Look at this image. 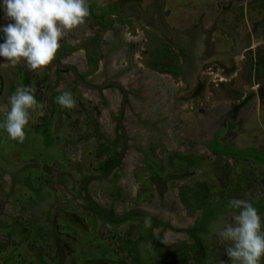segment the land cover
<instances>
[{"label": "flooded vegetation", "instance_id": "flooded-vegetation-1", "mask_svg": "<svg viewBox=\"0 0 264 264\" xmlns=\"http://www.w3.org/2000/svg\"><path fill=\"white\" fill-rule=\"evenodd\" d=\"M167 2L168 0H89L90 16L86 24L72 30L61 40V47L56 57L61 64L73 65L76 72L93 86L83 85L72 70L57 66L54 60L51 65L39 72L40 75L29 70L24 64L6 68L10 87L0 105L10 107L8 97L21 85L33 89L36 94L41 95V98H43L42 94L46 93L47 99L44 96L43 101L47 103L49 113L58 115L59 109L72 112V116L67 117H70L72 123L76 119V136L81 142L79 145L81 150L82 147L90 146V140L93 142L97 140V143L92 145L95 149L92 148L88 162L83 158L68 161L65 154L61 155L62 161L71 166L73 174L68 181L65 180L63 198L58 200L56 198L53 202L46 190L43 159H40L41 163L20 165L16 172L21 171L24 174L19 176L17 173V177H13L12 169H8L0 162V174H7L10 177V186L6 192L4 189L0 190V198L3 201L0 212V247L6 246L10 238H16L21 234L22 239L27 240L28 248L35 251L37 260L21 259L18 255L20 252L17 248L14 250L13 246L6 257L0 256V264L9 262L10 264H157L156 257L161 254L165 244L170 242L168 240L175 241L178 237L176 234H184V239L187 240L190 264H206L207 247L203 235L207 232L209 222L217 213L234 209L229 207V202L224 198H219L209 200L200 210L190 216H184L175 199L165 195L169 191L167 180L178 174L163 170L153 147L147 152L143 150V143L151 145L152 141H149V138L159 131L158 117L161 116V111L155 101H151L146 107L138 104L137 101L143 100L148 86H153L156 91H166L161 81L147 78L150 73L154 74L153 71L171 77L174 74L173 67L176 65L178 77L190 87L201 76L202 65L209 59L224 60L247 49L251 44L250 33L246 31L238 35L235 27H227L221 21L222 15L218 16L216 23L231 33L233 43L227 50L208 58L202 54L203 40L209 32L207 23L203 25L201 21L202 15H199V21L187 17L188 19L181 23L172 21V24L168 19L170 10ZM130 18L140 20V29H137L138 26L135 27L136 36L139 38L137 45L138 43L145 45L148 42L145 31L153 29L157 33V44L166 42L178 58L176 64L174 59L170 60L168 66L172 63L171 69L166 71H160L150 65L141 69L140 62L139 71L146 75L144 81L148 83L145 85L140 76L134 80L132 78V81L130 80L126 85L119 79V76L129 70L134 62L132 55L134 42L131 39L128 42L126 39L132 23V20H128ZM9 22L4 15L0 0V27ZM98 33L100 50L93 53L89 46L73 47L76 43L94 40ZM0 43H3L2 32H0ZM247 44L249 45L246 46ZM87 49L89 54L90 50L92 52L93 63H90ZM142 49H145V46ZM121 58H124L127 61L125 64L130 66L125 67ZM0 63H4L2 58ZM30 74L31 78L36 74L39 76L30 82ZM49 81H53L54 85L51 86ZM111 81H117L125 88V97L122 89ZM2 85L0 77V92ZM75 90L87 98L84 103L81 98L75 96L76 111L63 109L56 103V97L62 92ZM185 90L189 91L188 88ZM74 93L72 95H75ZM184 94L182 90L177 97ZM243 105L244 103L241 102L229 108L226 113L219 111L216 116L218 120L215 121L218 124L215 126L217 125L218 128L214 129L215 122H212L211 130L207 128L201 132L199 129L198 133L193 135L196 143L202 142L201 144L210 149L214 155L237 156L228 152L220 153L212 145L217 143L233 146L219 138V127L227 124L229 117L236 119L239 111L243 110ZM168 114L170 120L171 108ZM83 122L87 123V129L82 128ZM171 122L170 128L174 125V121ZM146 127L151 131L147 132V136L143 135L142 131V128ZM45 135L43 132L42 144L48 146L51 143H47L49 138ZM181 138L184 141L190 140L187 135H182ZM155 140L156 142L161 140L160 135L156 134ZM132 148L135 152L141 153L138 157L146 172V178L152 183L151 194L143 200L141 196L144 191L132 175L134 162L139 160L137 154H135L136 160L130 156ZM121 151L120 160L108 174L90 177L107 172ZM51 160L54 161L55 172H58L57 178L61 179L57 159ZM16 181L21 185L20 188H15ZM84 182H86L87 194L84 190ZM40 189L43 192L38 194ZM110 190H115V195L111 196ZM91 199L102 210L94 206ZM263 201L253 206L258 210ZM36 211L37 213L39 211V216H35ZM23 212L28 216L25 217ZM57 214L58 216L62 214L66 219H58ZM38 218L47 224L45 226L38 224ZM24 220V229L20 231L17 226ZM146 220L151 221V227L146 226ZM31 234L37 235V239L30 240ZM91 234L97 238L94 240L88 238ZM15 252L17 257L13 256ZM67 256H71L68 262ZM170 264L174 263L170 262Z\"/></svg>", "mask_w": 264, "mask_h": 264}, {"label": "rangeland", "instance_id": "rangeland-1", "mask_svg": "<svg viewBox=\"0 0 264 264\" xmlns=\"http://www.w3.org/2000/svg\"><path fill=\"white\" fill-rule=\"evenodd\" d=\"M167 7L170 10L168 19L172 24L173 22L181 23L188 18L199 21V15H202L201 21L203 25L207 23L209 31L203 40L202 54L208 58L227 50L233 43L231 33L216 23V19L220 15H222L221 21L227 27H235L238 35L248 31L251 44L247 49L231 58L209 59L206 64L202 65L201 76L190 87L178 77L176 65L173 67L174 74L171 77L164 73L161 74V83L162 86H165L166 91H156L153 86H148L147 92H144L143 100L137 102L145 107L149 106L151 101L157 102L163 117H158L159 131L154 134L155 136L149 138L152 144L145 145L143 143V150L147 152L150 147H153V150L158 154L163 170L178 174L167 180L168 194L175 199L184 216H190L200 210L209 200L219 198H224L227 202L232 199H243L256 206L264 200V163L255 161L249 156L214 155L210 149L201 144L202 142L196 143L193 135L198 133L199 129L201 132L207 128L211 130L212 122L218 120L216 116L219 111L226 113L229 108L243 102V110L239 111L238 117L236 119L229 117L227 124H222L219 127V138L239 148L253 146L264 151V0H168ZM128 20H132V23L129 21L132 25L129 23L131 28L126 39L128 42L131 39L135 47L132 54L135 72L128 79L133 78L132 80H134L140 76L145 85L148 83L144 81L145 74L139 71V65H137L139 62L142 64L141 69L150 65L160 71H166L171 69L172 63L171 66H168L170 60L174 59L176 64L178 58L166 42L157 44V33L153 29L145 31L148 42L145 45L143 43L137 45L139 38L136 36L135 27L138 26L137 29H140V20L133 18ZM127 41L126 43H128ZM80 45L89 46L93 53L100 50V34L98 33L94 40H85L76 43L73 47ZM143 45L145 49H142ZM91 50L90 54L88 50V58L90 63H93ZM147 78L157 79L156 75L152 73ZM69 83L71 84V82ZM186 88L189 91H186ZM182 90L185 94L177 97ZM74 92H71L75 94L72 95L74 99L76 96L81 98L84 103L87 101V98L81 96L77 90ZM44 94H42L43 98L40 99V102L45 105L48 113V105L43 102L44 96L47 99L48 94ZM170 108L172 117L169 120ZM76 109L75 107L71 110L76 111ZM62 113L55 116L54 121H58V118L60 125L69 126L72 134H75L77 131L75 129L76 119L72 123L67 119L68 117H65L69 113L68 115L65 112ZM63 115H65L64 118H62ZM4 120L5 113L0 111V124ZM171 121H174V125L170 128ZM216 122L213 125L214 129L218 128ZM215 124L217 125L215 126ZM33 131L30 124L27 125L25 127L26 138L23 143H19L13 141L0 127V162L5 167L10 168L16 163L25 165L33 162L31 160L42 159L40 154H42L41 147L43 146ZM142 131L145 136H147V132H151L147 127L142 128ZM156 134L161 137L158 142L155 140ZM182 135L189 136L190 140L184 141L181 138ZM95 142L97 143V140ZM95 142L90 140V144L93 146L96 145ZM54 148L56 152L58 151V156L62 149L64 151V148L59 146ZM130 150V156L135 160L139 154L141 155L133 148ZM48 152L49 155L52 154L50 150ZM88 158L89 156L84 159ZM63 168L67 169L65 165ZM132 175L140 183L141 190L144 191L141 199H146L151 194L152 183L146 178L140 158L134 162ZM3 181L2 174H0V190ZM235 212V210L219 212L209 222L207 232L203 235L207 247L206 264H232L226 254L230 242L224 241L219 233L228 224L234 223ZM258 213L261 215L262 231H264V201L259 207ZM173 220L177 222L174 217ZM168 233L167 231L166 234L168 235ZM176 235L178 237L175 241L168 240L170 242L165 244L161 254L156 257L157 264H170V262L190 264L187 240L184 239V234ZM260 264H264V257L261 258Z\"/></svg>", "mask_w": 264, "mask_h": 264}, {"label": "clouds", "instance_id": "clouds-1", "mask_svg": "<svg viewBox=\"0 0 264 264\" xmlns=\"http://www.w3.org/2000/svg\"><path fill=\"white\" fill-rule=\"evenodd\" d=\"M6 19L10 22L0 27L3 43H0V69L24 64L33 72H42L52 64L63 40L79 26L86 24L90 16L89 0H2ZM63 109H73L76 101L69 91L56 97ZM8 105H0L5 112L2 127L8 136L19 143L26 138L25 127L32 120V113L44 109L37 101L33 89L21 85L8 97ZM41 114H43L41 112ZM229 207L237 210L234 223L219 233L230 242L226 254L232 264H260L264 257V231L262 218L252 203L232 199ZM151 227V221L146 220Z\"/></svg>", "mask_w": 264, "mask_h": 264}, {"label": "crops", "instance_id": "crops-1", "mask_svg": "<svg viewBox=\"0 0 264 264\" xmlns=\"http://www.w3.org/2000/svg\"><path fill=\"white\" fill-rule=\"evenodd\" d=\"M121 60L123 62V65H125V67H129L130 66V65L125 64L127 61L124 60V58H121ZM139 63L137 65H139ZM131 65H132V67L129 70H126L124 73H122L119 76L120 81L123 82L125 85L130 80L128 78L133 75V72H135L133 64H131ZM153 73L156 75V77H157V79L159 81H162L160 79L162 73L155 72V71H153ZM39 75H40V73H39ZM39 75L36 74L33 78H35V77H37ZM33 78H31V74H30V77H29L30 82H31V80ZM29 79H27V80H29ZM53 83L54 82L51 81L50 85L53 86L54 85ZM60 88H61V86H60ZM34 95H35V98L37 99V101L40 102V99H42L41 95H38L35 92H34ZM61 110L62 109H59V113L60 114L62 112H65V111H61ZM2 112L5 113L4 111H2ZM41 112L43 114H41ZM65 113L67 115L69 113L68 116H72V112H65ZM55 116H57L56 113L52 114V113H49V111L47 113V109H46V107H44V109H42V110L38 109L37 111L33 112L32 113V120L29 122L30 127H32L33 130H34L33 134L36 135V137L39 139V143L43 146V147H41V149H43V150H41L42 154H40L41 155L40 158H42L43 161L45 162V164H44V169L45 170H44V174L43 175H44V179L46 180V183H47L46 190H47V193L50 196V200L52 202L56 198H57V200L60 199V198H63V195H64L63 185L65 184V180L68 181L71 178V175L73 174L71 166L67 165L66 163H64L62 161L61 155L65 154V158L68 159V161H71V160H74V159H78V158H83L84 159L87 156H89V158L87 160H85V162H88L89 159L91 158V155H92V148H91L92 145L90 144V146L88 148L86 146L82 147V150H84V151H82L80 149V147H79L81 142L78 141L76 133L72 134L71 129H70L69 126L60 125V120L58 118H57L58 121H54ZM64 116L65 115H63L62 118H64ZM65 117H67V116H65ZM67 119L70 120V117H68ZM64 123H65V121H64ZM83 125H82V128H84V129L88 128V125H87L86 122H83ZM43 132H45V134H46L45 136L47 138H49L48 142L51 143L48 146H45V145L42 144V139H43L42 134H43ZM56 146L64 148V151H63V149L61 150L60 156H58L59 155V154H57L58 151L56 152V150L54 148ZM48 150H50L52 152V154L50 153L51 155L48 154L49 153ZM85 154H86V157H85ZM51 159H57V163L60 165V176H61V179L57 178L56 174L58 172H55L56 168H55L54 163H53L54 161H52ZM31 161H33V162H30V163H40L39 159L38 160L37 159L36 160H31ZM63 165H65L67 167V169H64ZM19 166H20V164L16 163L10 168L7 167L8 169H12L13 177H17V173H18L19 176H22V174H24L21 171L20 172H16V170L18 169ZM2 177H3V180H4L3 184H2V189H4L5 192H6V190L10 186V177L7 176V174L6 175L5 174L2 175ZM14 185H15L16 189L21 187V185L19 184L18 181L14 182ZM92 187H94V186H92ZM41 192H43L41 189H40V191L38 190V194L39 193L41 194ZM168 192H166L165 195H169ZM110 195L111 196L115 195V190H110ZM39 211H38V213L36 211L35 216H39L40 215ZM23 213H24V215L26 217L27 214L25 212H23ZM57 216H58V214H57ZM58 219L65 220L66 218H65V216H62V214H60V216H58ZM37 221H38V224H42L43 226H45L47 224V222H42V220H40V218H38ZM24 226H25V220L23 222L20 221L19 225L17 226V229L21 231V230L24 229ZM33 238L37 239V235L31 234L29 239L33 240ZM85 238L87 239V237H85ZM88 238H92L94 240L97 237L91 234V235L88 236ZM10 239H11L10 241L6 242V246L3 245L4 247L3 246L0 247V256L6 257L8 255V253H9V250L12 249L13 246H14V250H16V248H17V250L20 252V254H18V255H19V257L21 259H23V258H32L33 260L37 261L36 258H35L36 257L35 251H33L30 248H28L27 240L22 239V235L21 234L18 235L16 238L12 237ZM13 256L17 257L16 252L14 253ZM70 260H71V256H69V257L67 256L66 257V261L68 262ZM52 262H53V260H52ZM10 263L11 262H9L8 264H10Z\"/></svg>", "mask_w": 264, "mask_h": 264}, {"label": "water", "instance_id": "water-1", "mask_svg": "<svg viewBox=\"0 0 264 264\" xmlns=\"http://www.w3.org/2000/svg\"><path fill=\"white\" fill-rule=\"evenodd\" d=\"M249 44H247L246 46H248ZM54 62L57 66L61 67V68H69L70 70H72V72H74L75 76L77 77V79L85 86H93L92 84H90L89 82H87L86 80H84L75 70V68L73 67V65H70V64H61L59 61H58V58L55 57L54 58ZM0 77L2 78V90L0 92V104L4 101V99L6 98L7 94H8V90H9V87H10V79H9V74L8 72L6 71V69H0ZM113 84H115L116 86H118V88H121L123 93H124V97H125V88L117 81H111ZM123 102H124V99L122 100V104H121V109L123 107ZM120 118V117H119ZM121 155H122V151L120 152L117 160L114 162V164L111 166V168H109V170L107 172H105L104 174H94V175H91L90 177L93 178V177H100V176H105L106 174H108L111 169L117 164V162L120 160L121 158ZM84 190L86 192V182H84ZM87 194V192H86ZM91 202L94 206L98 207L100 210H102L98 204L91 199ZM2 207H3V201L2 199L0 198V212L2 210Z\"/></svg>", "mask_w": 264, "mask_h": 264}, {"label": "trees", "instance_id": "trees-1", "mask_svg": "<svg viewBox=\"0 0 264 264\" xmlns=\"http://www.w3.org/2000/svg\"><path fill=\"white\" fill-rule=\"evenodd\" d=\"M47 143L49 144V142ZM212 146L215 149H217V151L220 153L228 152L237 156H250L253 157L256 161H260L264 163V151L253 146L239 148L236 146H230V145L226 146L224 144H217V143L213 144Z\"/></svg>", "mask_w": 264, "mask_h": 264}]
</instances>
